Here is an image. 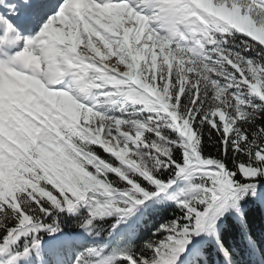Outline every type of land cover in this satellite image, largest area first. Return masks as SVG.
<instances>
[{
    "label": "snow or ice",
    "instance_id": "1",
    "mask_svg": "<svg viewBox=\"0 0 264 264\" xmlns=\"http://www.w3.org/2000/svg\"><path fill=\"white\" fill-rule=\"evenodd\" d=\"M0 264H264V0H0Z\"/></svg>",
    "mask_w": 264,
    "mask_h": 264
}]
</instances>
